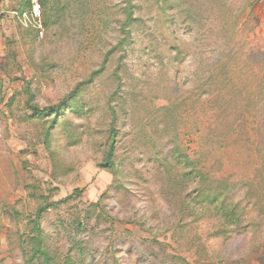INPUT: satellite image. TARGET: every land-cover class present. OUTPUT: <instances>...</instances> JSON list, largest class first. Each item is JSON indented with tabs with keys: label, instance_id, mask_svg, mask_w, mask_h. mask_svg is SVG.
I'll list each match as a JSON object with an SVG mask.
<instances>
[{
	"label": "rangeland",
	"instance_id": "1",
	"mask_svg": "<svg viewBox=\"0 0 264 264\" xmlns=\"http://www.w3.org/2000/svg\"><path fill=\"white\" fill-rule=\"evenodd\" d=\"M132 3L0 0V264H264V0Z\"/></svg>",
	"mask_w": 264,
	"mask_h": 264
},
{
	"label": "trees",
	"instance_id": "2",
	"mask_svg": "<svg viewBox=\"0 0 264 264\" xmlns=\"http://www.w3.org/2000/svg\"><path fill=\"white\" fill-rule=\"evenodd\" d=\"M128 22H131L133 20V3L132 0H128ZM28 88H30V83H28ZM30 109L32 110V116L34 118H44L46 115H51L55 112V109L49 108V109H43L41 110L36 105L29 104ZM116 152V134L114 129L112 128V131L109 135V143H108V149L104 154V159L100 163H98L99 167L101 168H107V169H113L115 167V153ZM76 195H81L82 191L77 190ZM71 197L66 198L64 201H68ZM45 211V208H39L36 218L33 220V230L36 232V236L34 237V255L40 254L44 257L46 262H49V255L48 251L45 249H42V229H41V217L42 213Z\"/></svg>",
	"mask_w": 264,
	"mask_h": 264
}]
</instances>
